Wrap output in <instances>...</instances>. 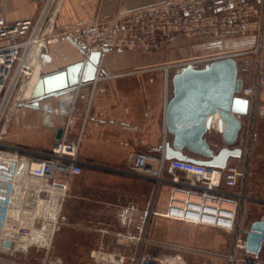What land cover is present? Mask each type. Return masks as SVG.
<instances>
[{"label":"built area","instance_id":"1","mask_svg":"<svg viewBox=\"0 0 264 264\" xmlns=\"http://www.w3.org/2000/svg\"><path fill=\"white\" fill-rule=\"evenodd\" d=\"M42 9L36 20L7 23L0 11V153L12 161L0 163V252L27 255L37 248L49 251L56 234L67 221L64 202L69 178L82 171L78 160L79 140L70 142L63 135L48 151H33L7 145L4 141L8 115L21 102L31 100V86L41 77L42 50L68 39L84 54L134 49L154 52L164 43L186 37L236 38L248 36L253 15L260 25L250 33L253 46L236 52H213L207 56L176 60L161 66L164 71L165 96L169 69L188 63L201 67L214 59L252 55L250 82L242 84L240 95L248 100L246 121L242 122V164L224 168L209 167L187 160L167 159L160 154L132 153L124 171L150 177L154 181L151 207L145 213L141 236L133 253L126 257L116 251L95 248L88 253L87 264H169V257L144 252L146 232L152 216L214 229L227 235L224 252L174 246L206 254L222 264H260L245 251L246 236L252 222L247 220V206L260 202L249 194L252 124L257 96L264 91V0H164L141 8L124 11L110 21L93 20L72 26L54 23L55 0H37ZM250 3L255 6L250 14ZM249 6L248 10L245 8ZM114 22L115 30H111ZM128 22L134 23L133 28ZM139 23L145 24L138 26ZM262 29V30H261ZM98 59V61H99ZM168 185L165 209L157 212L155 200ZM261 248L264 247V214ZM10 243L4 247V242ZM133 241V239H129ZM174 258L181 259L180 255ZM0 264H22L15 261ZM49 264H55L50 260ZM185 264V263H184Z\"/></svg>","mask_w":264,"mask_h":264},{"label":"crops","instance_id":"2","mask_svg":"<svg viewBox=\"0 0 264 264\" xmlns=\"http://www.w3.org/2000/svg\"><path fill=\"white\" fill-rule=\"evenodd\" d=\"M162 1L55 0L54 23L56 26H72ZM42 6L37 0H0V11L7 23L36 20ZM194 39L202 40L215 52L222 53L253 46L250 33L245 37L216 38L212 41L211 38ZM154 53L133 52L131 56L125 55L124 59H127L116 63L108 73L103 69L105 54L97 63L92 81L79 83L75 90L66 95L40 100L37 107L27 106L29 101L20 102L8 115L4 135L7 145L48 151L57 141L55 135L59 128H63V136L68 141L79 140L78 160L82 171L69 178L68 195L64 202L67 221L64 225L71 233L78 232V235L85 236L89 240L90 250L103 248L130 256L135 249L136 239L141 236L145 213L152 205L153 179L128 174L124 169L132 153L160 154L165 143L172 140L164 127V109L171 93L167 91L165 96L160 76L163 75L161 66L174 63L176 58H167L170 62H155L152 60L157 56ZM89 55L68 39H62L42 50L41 76L64 70L77 62H86ZM236 60L238 78L246 86L250 82L252 60L250 55ZM172 69L175 71L177 67H171L169 72ZM241 120L244 123L246 116ZM205 139L215 151L224 146L215 129L209 131ZM234 146L242 147L240 136ZM252 146L249 194L260 199V202H251L250 209H247V220L253 223L264 214V91H260L257 96ZM183 153L201 158L186 149ZM241 164L242 154L240 157H230L227 162V165L238 167ZM167 195V190H161L153 209L162 212ZM195 228L211 231L218 237L220 234L225 235L211 228L152 216L146 232L144 252L165 257L178 254L185 264L196 261L222 264L209 255L174 247L217 251L189 242L191 230ZM257 260L264 264V247Z\"/></svg>","mask_w":264,"mask_h":264},{"label":"water","instance_id":"3","mask_svg":"<svg viewBox=\"0 0 264 264\" xmlns=\"http://www.w3.org/2000/svg\"><path fill=\"white\" fill-rule=\"evenodd\" d=\"M99 57V52H93L86 62L41 76L31 86V100L26 105L37 107L40 100L66 95L79 83L92 81ZM170 82L171 96L164 109V127L172 140L164 145L165 157L218 168H224L230 157H240L241 149L234 145L242 128L241 118L248 112V100L240 95L242 80L238 78V61L223 57L202 67L188 63L174 71ZM212 129L224 143L218 151L205 139ZM62 135L63 128H59L55 139L60 140ZM184 149L201 158L187 156ZM262 230L263 222L254 221L246 236L245 251L254 257L261 250ZM9 245L8 241L3 244Z\"/></svg>","mask_w":264,"mask_h":264},{"label":"rangeland","instance_id":"4","mask_svg":"<svg viewBox=\"0 0 264 264\" xmlns=\"http://www.w3.org/2000/svg\"><path fill=\"white\" fill-rule=\"evenodd\" d=\"M255 6L250 3V14L253 13ZM249 6L245 8V10H248ZM133 10V9H132ZM130 11V10H128ZM127 12V11H126ZM120 13V12H118ZM118 13L111 14L110 16L104 17V18H96L94 20H106L110 19V21H113L116 19V16ZM255 15V14H254ZM253 15V19L250 21V33L257 32L259 29V21L256 16ZM114 22H111V30L114 31L116 28L113 25ZM130 26H132L134 23L128 22ZM145 24L139 23L138 26H144ZM64 26V25H63ZM264 25H262L263 27ZM60 27V26H58ZM262 30V29H261ZM195 37H186V38H180L179 40L175 41V43H164L158 50L154 51V56H156L154 59H152L155 62H162L167 60V58H176L174 60H187L189 58H197L200 56H207L210 54H213L214 49L211 47L209 48L207 44H204L202 40L194 39ZM204 45V46H203ZM133 52H143L138 51L134 49H126L124 51H117L114 50V52H110L106 54L103 58V69L106 73L111 72L110 68L116 65L118 62L125 61L127 58L125 55H132ZM264 56V52H263ZM129 58V57H128ZM247 58V57H246ZM264 58V57H263ZM253 59V56L250 55V61ZM169 60V59H168ZM167 60V61H168ZM170 62V60H169ZM174 72V69L170 70L169 72V83H168V92L171 93V75ZM251 72V71H250ZM164 71L163 75L160 76V82H161V88L164 89ZM169 186L165 185L162 190L168 191ZM247 209H250V203L247 206ZM219 235V232H217ZM78 232L71 233L69 231V228H67L65 225L60 229V231L56 234L53 242V246L49 251L40 250L37 248H32L29 250L27 255H21L18 253H15L14 255H9L6 253L0 252V261L3 262H10L15 261L22 264H49L50 260L55 261V264H87V255L90 250L89 240L84 236L78 235ZM210 232H206L201 230L200 228H195L191 230V235L189 237V242L191 244H195V246H203L206 248H212L220 252L225 251V246L227 243V235H219V237ZM205 235V236H204ZM212 237H214V240ZM210 239V241L208 240ZM212 239V241H211ZM206 240V241H205ZM208 240V241H207ZM186 241V239H185ZM197 244V245H196ZM125 264H128L126 261ZM184 264V261H183ZM188 264V263H187ZM193 264H204L201 261L193 262ZM216 264H219L216 262Z\"/></svg>","mask_w":264,"mask_h":264},{"label":"bare ground","instance_id":"5","mask_svg":"<svg viewBox=\"0 0 264 264\" xmlns=\"http://www.w3.org/2000/svg\"><path fill=\"white\" fill-rule=\"evenodd\" d=\"M10 161H12L11 156L6 153H0V163H7ZM169 264H183V261L181 259L169 257Z\"/></svg>","mask_w":264,"mask_h":264}]
</instances>
